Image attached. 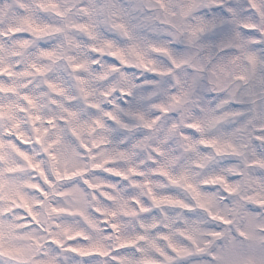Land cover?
<instances>
[{"label":"clouds","instance_id":"clouds-1","mask_svg":"<svg viewBox=\"0 0 264 264\" xmlns=\"http://www.w3.org/2000/svg\"><path fill=\"white\" fill-rule=\"evenodd\" d=\"M0 264H264V0H0Z\"/></svg>","mask_w":264,"mask_h":264}]
</instances>
